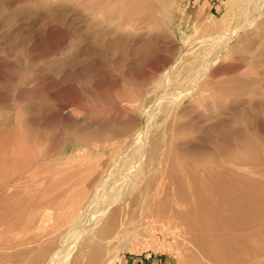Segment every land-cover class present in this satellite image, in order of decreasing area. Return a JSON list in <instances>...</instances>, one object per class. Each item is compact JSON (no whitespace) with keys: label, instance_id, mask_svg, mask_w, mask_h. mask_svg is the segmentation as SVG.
Segmentation results:
<instances>
[{"label":"rangeland","instance_id":"obj_1","mask_svg":"<svg viewBox=\"0 0 264 264\" xmlns=\"http://www.w3.org/2000/svg\"><path fill=\"white\" fill-rule=\"evenodd\" d=\"M247 7L245 0H0V185L25 163L22 158L11 161L23 143L29 164L36 157L40 165L24 167L31 170L27 181L56 178L51 194L45 184L35 197L48 202L43 211L52 224L64 210L49 209V203H67L72 194L64 193L69 185L65 176H50L47 168L69 160V167H59L83 177L97 161L102 140L140 130L138 105L164 72L175 66L178 74L172 75L179 78L187 63L210 65L209 80L173 116L176 124L192 127H183L169 151L175 170L166 212L154 220L150 216L143 232L128 243L113 242L107 264L146 259L157 264H219L223 259L239 264L246 257V264H264V239L252 235L264 231V0L246 17L258 16L251 25H246ZM225 35H234L227 45ZM224 124L230 127V140L204 143L206 131ZM221 167L261 184L241 193L254 204L258 223L216 229L206 221L221 213L215 212V218L211 207L198 204L225 203V196L195 191L183 197L177 180H171L180 174L181 182L192 186L195 169L205 175ZM180 200L191 205L180 209L198 218V227L168 219L180 214L174 209ZM6 218L5 209L0 212L2 244L21 236L20 225ZM152 220L156 223L149 224Z\"/></svg>","mask_w":264,"mask_h":264},{"label":"bare ground","instance_id":"obj_2","mask_svg":"<svg viewBox=\"0 0 264 264\" xmlns=\"http://www.w3.org/2000/svg\"><path fill=\"white\" fill-rule=\"evenodd\" d=\"M245 1L248 6L244 13L246 25H251L258 16L250 19L246 17L252 14L256 2L260 3L263 0ZM233 36H222L223 43L227 45ZM173 68L164 72L162 77L152 84L153 90L147 91V95L150 96L146 95L147 97L140 101L138 105L142 121L140 130L134 135L126 134L111 140H102L96 147L97 161L89 165L83 177L76 173H66L63 167H59H69V160L60 162L61 164L54 169L47 168L50 176L58 174L65 176L69 185H66L64 193L72 194L71 200L67 203H61L59 206H54L53 202L49 203V209L64 210L62 217L55 219L57 214L53 216L55 221L52 224H49L52 218H49L47 211H43L48 202L35 197L39 196L38 188H42L41 185L48 184L45 192L50 193V189L57 182L56 178H44L43 183L28 182L26 177L31 170L24 167L35 168L40 165L36 162V157L29 164L30 155L23 143L16 146L17 151L11 161L17 163L22 158L25 163L14 171L7 182L0 185V212L6 209V220L20 225L21 236L14 240L8 238L3 244L0 242V264H107L113 242L128 243L136 234L143 232L144 222L149 221L150 216L154 220L155 215L160 216L166 212L169 204L168 195L174 188L170 185L169 179L175 170V166H170L169 151L182 136L179 132L184 131L183 127L185 129L188 127L184 123L180 124V121L176 124L173 116L187 98L203 88L204 82L209 80L211 71L210 65L204 67L187 63L183 70L179 71L181 74L178 78L176 77L178 75H172L174 72L178 74ZM169 85L173 87L172 90L168 88ZM180 115L182 117V114ZM205 134L204 143L213 145L217 138L227 142L231 137L228 124H224L217 131L210 129ZM107 152L110 156L106 161ZM176 154L180 156L179 153ZM17 171L20 173L16 175ZM191 176L192 186L181 182L180 174L171 177V180H177L176 190L183 197L195 191L202 196L207 194L225 196V203L218 201L216 204H210L201 201L198 204L201 208L211 207V211H214L213 217L215 212L221 213L219 218L215 217L216 220L207 219L206 222L210 226L220 229L228 227V224L251 225L260 221L253 217L254 204L247 203L241 197L242 192L258 189L261 185L258 181L223 167L205 175L195 169ZM238 183L242 184L243 188L240 189ZM26 197L27 200L30 199L28 202H25ZM261 198L264 200V193ZM189 205L187 200H180L174 207L180 214L178 217L169 214L168 219H180L186 225L188 223L191 229L198 227L201 221L198 218L193 220L189 212L180 209ZM221 206L226 208H219ZM190 210L200 212L202 209L192 207ZM153 220L149 224L156 223ZM7 228L10 232L14 230L11 226ZM252 235L255 239H264V231H253ZM257 255L262 256V253L259 252ZM246 259L247 257L243 261H236L239 264H246ZM222 262L224 263L219 264H225V259Z\"/></svg>","mask_w":264,"mask_h":264},{"label":"crops","instance_id":"obj_3","mask_svg":"<svg viewBox=\"0 0 264 264\" xmlns=\"http://www.w3.org/2000/svg\"><path fill=\"white\" fill-rule=\"evenodd\" d=\"M124 264H157V262H155V260L149 261L146 259V263L143 260H134L132 262L126 261Z\"/></svg>","mask_w":264,"mask_h":264},{"label":"built area","instance_id":"obj_4","mask_svg":"<svg viewBox=\"0 0 264 264\" xmlns=\"http://www.w3.org/2000/svg\"><path fill=\"white\" fill-rule=\"evenodd\" d=\"M210 2H217V1H221V0H208Z\"/></svg>","mask_w":264,"mask_h":264}]
</instances>
